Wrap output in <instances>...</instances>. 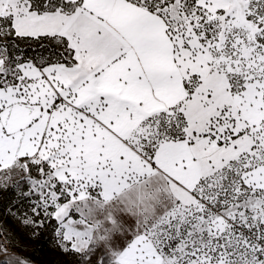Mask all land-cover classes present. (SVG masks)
<instances>
[{"label": "snow or ice", "instance_id": "1", "mask_svg": "<svg viewBox=\"0 0 264 264\" xmlns=\"http://www.w3.org/2000/svg\"><path fill=\"white\" fill-rule=\"evenodd\" d=\"M264 264V0H0V264Z\"/></svg>", "mask_w": 264, "mask_h": 264}, {"label": "trees", "instance_id": "2", "mask_svg": "<svg viewBox=\"0 0 264 264\" xmlns=\"http://www.w3.org/2000/svg\"><path fill=\"white\" fill-rule=\"evenodd\" d=\"M35 258L37 264H53L59 258V254L50 252L48 245H44L36 252Z\"/></svg>", "mask_w": 264, "mask_h": 264}]
</instances>
